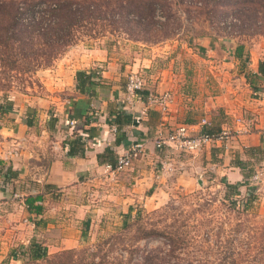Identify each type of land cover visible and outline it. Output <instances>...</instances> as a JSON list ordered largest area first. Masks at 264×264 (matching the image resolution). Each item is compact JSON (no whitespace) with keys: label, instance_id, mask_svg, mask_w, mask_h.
<instances>
[{"label":"crops","instance_id":"0c3cea01","mask_svg":"<svg viewBox=\"0 0 264 264\" xmlns=\"http://www.w3.org/2000/svg\"><path fill=\"white\" fill-rule=\"evenodd\" d=\"M262 60L264 43L218 36L194 44H166L129 62L93 50L43 71L44 95L25 100L28 104L14 100L13 109L0 114V264L33 238L49 252L77 248L79 232L92 217L113 213L122 225L124 217L133 218L139 210L157 209L179 192L204 188L196 170L210 174L213 187H237L242 199L252 193L251 178L261 172L254 195L264 211ZM79 71L96 74L95 94L76 89ZM131 72L143 74L145 94L172 93L167 113L146 110L145 102L132 106L127 101ZM81 101H90L92 112L73 119L77 125L71 128L66 115ZM180 126L192 135L228 130L231 136L207 145L193 162L196 170L166 175L161 168L166 153L158 152L155 142ZM77 135L86 139L88 149L84 155H67L64 142ZM137 141L145 144L146 156L116 177L105 173V165L116 162ZM16 149L18 156L11 154ZM46 158L49 162L43 165ZM9 168L16 177L7 174ZM17 193L24 197L16 198ZM29 196L42 197L37 201L43 206L41 215L28 211Z\"/></svg>","mask_w":264,"mask_h":264},{"label":"rangeland","instance_id":"374dc122","mask_svg":"<svg viewBox=\"0 0 264 264\" xmlns=\"http://www.w3.org/2000/svg\"><path fill=\"white\" fill-rule=\"evenodd\" d=\"M13 1L21 6L22 12L29 9L32 2H38ZM202 3L203 0H184L177 8L174 7L171 19L176 20L180 27L171 39L158 44L135 40V37L141 34L139 31L131 34L129 31L137 25H127L126 19L115 25L99 17L87 20L77 28L73 43L49 68L36 67L33 62L15 70L0 62V86L5 90H0V102L9 99L15 103L21 98L28 104L25 100L45 93L41 78L43 71L53 69L65 58L72 63L77 54L83 56L93 50H105L109 55L129 62L135 59L137 54L152 51L153 48L175 42L194 44L205 37H229L247 43H264V33H254L253 26L250 27L244 20H237L233 9L235 6L220 2L206 8ZM42 6H45L47 13L50 12L49 2L44 1ZM208 10L211 11L207 13ZM158 14L160 15L157 18L164 21L165 12L161 9ZM27 31L38 33L35 28H29ZM36 46L31 50H39ZM27 66L36 73L32 80L20 72ZM49 159H44L42 164L47 165ZM247 196L249 199L250 195ZM139 212L138 219H135L136 215L131 221L124 217L122 225L119 224V216L113 213L90 218V223L83 226L79 232V246L73 248L80 253L76 255L75 260H87L81 252L86 249L93 252L95 247L102 245V255H106V260L110 261L108 264L112 261H118V264L120 258L129 256L127 252L133 248L129 246L136 249L134 261L151 253L152 258H155L151 264H264V211L256 195L248 203L240 197L237 204H232V201L225 199L223 188L207 185L193 192H179L167 204L157 209ZM126 224L129 225L123 230ZM107 241L111 242L106 244ZM61 251H50L51 259ZM98 259L96 257V260ZM3 264L22 262L9 261Z\"/></svg>","mask_w":264,"mask_h":264},{"label":"trees","instance_id":"16d2710c","mask_svg":"<svg viewBox=\"0 0 264 264\" xmlns=\"http://www.w3.org/2000/svg\"><path fill=\"white\" fill-rule=\"evenodd\" d=\"M44 1L49 2L51 14L50 12L47 13L46 9L44 10L45 6H42ZM183 1L83 0L79 2L78 0H38V2H32L30 4L31 7L24 12L21 11V6L13 0L10 2L0 1V62L15 70H20L19 68L31 65L33 62L36 67L49 68L73 43L77 28L81 27L87 20L90 21L99 17L107 19L115 25L118 22L122 23L126 19L125 23L127 25L132 23L137 25L135 26L136 28H131L133 30L129 32L135 34L134 32L139 31L141 34L139 37H135V40L158 44L164 40L171 39L177 33L180 25L176 20L171 19L173 17L171 11L174 7L177 8L178 5L182 4ZM203 1L202 5L205 4L206 8L209 5L220 4V2L224 5L235 6L236 8L233 9L237 20H244L250 27L253 26L254 33H264V0ZM161 9L165 12L164 21H160L157 18ZM210 11L208 10L207 13ZM53 14H56L55 17L51 16ZM25 28H35L38 33L27 31ZM34 46L39 50H31ZM20 72L28 75L29 80H32V77L36 74L29 66ZM259 72L260 77L264 80V60L260 62ZM94 76H96L95 73L79 71L77 73L76 89L84 94H95L97 84L93 80ZM0 90H3L1 86ZM13 106L14 102L12 100L1 101L0 114L10 112ZM91 110L90 101H81L77 110L73 113L68 112L66 116L71 120L85 117L86 115L89 117ZM204 132L218 134V132H213L212 130ZM64 148L67 155H84L88 145L83 136L77 135L73 140L65 141ZM7 174L11 178L16 177V173L10 168L7 170ZM251 192L249 199L242 200H247V203L251 201L254 197L255 189H251ZM239 195L240 191L237 187L226 186V200L232 201V204H237L240 198ZM41 199V196H29L26 198L25 203L30 213H34L36 216L42 214L43 206L37 202L41 201ZM240 202L244 204V202ZM139 214L140 212L138 211L135 219H138ZM125 218L131 221L132 217L126 216ZM41 223H43L42 219L36 221L37 225ZM128 225L126 224L122 229L125 230ZM136 241L139 242V240ZM110 242L107 241L106 244ZM129 247H133L130 252H127L129 256L125 259L120 258L118 264H151L155 260V258H152L151 253H148L140 256L138 261H134L136 249L134 246ZM98 248L95 247L96 250L93 252H90L89 249L81 252L82 256L86 257L87 260H75L76 255H80L75 249L61 251L51 259L48 247L42 241L33 238L27 247L19 246L13 249L9 254V261H21L22 264H108L110 261L106 260L105 254L102 255L103 246L101 245ZM96 257L99 259L96 260ZM117 262L112 261L110 264H116Z\"/></svg>","mask_w":264,"mask_h":264},{"label":"built area","instance_id":"2783aa9c","mask_svg":"<svg viewBox=\"0 0 264 264\" xmlns=\"http://www.w3.org/2000/svg\"><path fill=\"white\" fill-rule=\"evenodd\" d=\"M146 86L145 78L140 72H131L127 76L126 80V98L127 101L134 106L136 102H145V108L157 109L161 113L165 114L169 111V108L173 102V95L171 92H154L150 91L147 94L144 93ZM144 93V94H143ZM240 122V120H238ZM68 125L71 128H75L77 125L76 120H69ZM204 126H209L208 120H203ZM231 134L228 130L221 131L218 134H208L201 132L198 135H192L186 126H180L166 136H161L156 139L155 145L158 152H165V161L161 163V168L164 174H183L189 172L191 168L195 169L194 160H196L203 149L215 141H227ZM12 155L18 156L19 150L11 152ZM187 155H190L188 159H192L189 163L185 159ZM146 156L145 144L137 141L132 146L120 154L117 157L116 163H108L105 165V173L116 177L121 172L131 168L136 160L144 158ZM196 170V169H195ZM197 177L204 182L207 186H212L215 183L214 178L210 174H205L196 170ZM262 180V173L257 172L250 181L252 189L258 187ZM16 198H23L24 195L17 193Z\"/></svg>","mask_w":264,"mask_h":264}]
</instances>
